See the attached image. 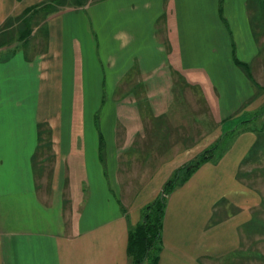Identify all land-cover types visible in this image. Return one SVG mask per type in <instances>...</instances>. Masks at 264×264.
Segmentation results:
<instances>
[{
  "label": "crops",
  "instance_id": "obj_1",
  "mask_svg": "<svg viewBox=\"0 0 264 264\" xmlns=\"http://www.w3.org/2000/svg\"><path fill=\"white\" fill-rule=\"evenodd\" d=\"M44 1L0 0V29ZM249 1L97 0L62 7L20 48H0V264H129L128 214L135 224L141 208L127 210L138 188L127 199L122 176L134 158L174 156L156 193L203 139L259 104L248 70L262 84L264 34ZM255 139L238 134L167 195L157 264L244 256L261 197L236 173Z\"/></svg>",
  "mask_w": 264,
  "mask_h": 264
},
{
  "label": "trees",
  "instance_id": "obj_2",
  "mask_svg": "<svg viewBox=\"0 0 264 264\" xmlns=\"http://www.w3.org/2000/svg\"><path fill=\"white\" fill-rule=\"evenodd\" d=\"M97 0H46L35 7H31L25 10L21 15L15 17H9L2 24L0 29V47L8 45L12 42L10 32H7L10 27H13L15 22L21 21L22 25L19 28V33L17 39L24 40L32 30V19L37 16L40 12L43 20L50 14L57 12L62 7H79L83 6L89 2ZM259 9V14L257 17L258 26L261 33L264 34V1L256 0ZM25 21L22 22V20ZM2 33V34H1ZM9 33L8 38L6 35ZM260 57L264 60V55L262 56L260 50ZM244 68H248L243 65ZM248 76L257 84L253 79L251 73L248 70ZM257 92L264 91V84L257 85ZM258 94V93H257ZM259 95V94H258ZM255 97V96H254ZM255 116H260L258 118L262 119L261 127L259 129H252L256 135V139L250 149L248 150L246 156L241 161L236 177L238 180L253 188L261 196V203L258 207L254 208L252 212L253 217L248 222L244 230L252 234L251 230L255 233L263 236L264 235V194L261 193L254 185L249 181L251 175L258 173L262 179H264V164L259 167L253 168L251 170H246L244 167L252 162L254 159L258 158L257 155L262 156L260 159L264 158V107ZM253 115L251 117L247 116L239 120L234 127L230 129V135L238 132L239 125H244L246 123H251L255 121ZM42 129H47L46 126L40 124V133ZM227 132H224L219 139H216L212 144L205 147L197 155H195L189 161H186L179 167H177L168 179L164 182L159 194L153 200L144 204L140 211V219L135 223L128 225V236H127V255L129 264H157L159 252L162 247V220L166 204L167 195L174 190L176 187L182 185L189 176L203 163L205 162H216L224 154L227 145L226 139ZM249 234L247 236L249 237ZM263 257V256H262Z\"/></svg>",
  "mask_w": 264,
  "mask_h": 264
},
{
  "label": "rangeland",
  "instance_id": "obj_3",
  "mask_svg": "<svg viewBox=\"0 0 264 264\" xmlns=\"http://www.w3.org/2000/svg\"><path fill=\"white\" fill-rule=\"evenodd\" d=\"M260 1L263 2L264 0H260ZM256 2H257L256 0H250L249 1V3H250V14H251V19H252V23H253V30H254V33L256 34V38L259 39V26H258L257 20H256V17H257V8L255 5ZM41 15H42V13L40 12L37 16H35L32 19V22H31L32 29H34L35 24H38L43 20ZM23 19L24 20H22V22L25 21V18H23ZM21 25H22V23L19 20L18 22H15L13 24V27H10V29H8L7 32H10L12 42L8 45H4L1 47L6 48L8 46L7 48H9V47L10 48H12V47L13 48H15V47L20 48L22 43L30 38V34H29L24 40L17 39V36L19 33L18 30H19V28H21ZM8 36H9V33L6 35V38H8ZM261 40H260L259 46H260V50H261V53L263 56L264 55V42H261ZM0 56H1V54H0ZM257 62H258L257 66H261L264 64V60L261 58L258 59ZM259 68L260 69H259V72L257 73L256 77L260 80V82L262 84H264V70H262L261 67H259ZM252 74H253V71H252ZM253 76L256 79L254 74H253ZM176 82H177V80H176ZM262 84L257 83V84H255L254 88H256V90H258L257 85H262ZM177 86L181 88L182 85L180 82H177ZM243 93H244V86H242L240 84V87L238 89L233 90L232 95L234 97H236V96L243 95ZM259 96H261V98L259 100H257V102H259V104L256 105V108L252 111L245 108L243 110L244 116L240 117V119H243L247 116L251 117L253 115L254 117H256L255 121H253L251 123H246L244 125L240 124L238 127V132L233 134V135H230V129L231 128H227V126H229L230 122L229 123H223V131L220 134V136L224 132H227L226 139H223V141L224 140L226 141L227 147H229L235 141L236 136L238 134H240L244 131H247V130H252V129L257 130L261 127L262 119L258 118L260 116H255V115H257V113H260V110L264 107V91L260 92V95H258V97ZM223 99H225V98H223ZM223 99H222V101H223ZM175 107H177V103L175 104ZM92 108L93 107H88L89 111L92 110ZM107 109H108L107 105H99L98 107H95V110L98 111V114H100L102 112V110H104V113H105L107 111ZM100 110H101V112H100ZM173 112H174V110H172V113ZM192 126L194 127V125H192ZM207 126H210V123H207ZM219 137H217L216 139H219ZM210 139H211L210 137L203 139L202 146L204 144H206L208 146L216 140L215 139L211 143H208V141ZM142 141H144V139ZM206 145L202 148V150L205 147H207ZM102 150H103V147L100 148V151H102ZM257 156H258V158L257 159L255 158L254 162L246 165L244 167V169L251 170L253 168L259 167L261 164H264V158L260 159L262 156H260V155H257ZM138 157H139V159H138ZM138 157L134 158L133 166H132L131 170L129 169V171H126V176L125 175L122 176V178L124 177L123 178L124 185L122 187L125 190V197L127 199L131 198L133 193L135 192L134 190L138 188L137 194L134 196V199L132 200V203H133L132 205L130 204V202L128 203L127 200L123 201V203L127 206V210L131 209L134 206L142 208V206L144 204H146L147 202L153 200L155 197L158 196L160 191L153 193V189L156 187L157 184L160 183V179H161L162 172H163L162 168L165 165H167L168 163H170V161L173 160L174 156L172 154H161V152H159V153L153 152L151 154L148 153L147 155H143V159H140L141 155H138ZM192 158H190V159H192ZM155 167H158V168L156 169ZM158 169H160V170H158ZM249 181L251 183H253V185L261 193L264 194V179H262L261 176L258 175V173L255 172V174L251 175ZM258 195H260V194L258 193ZM150 197H152V198H150ZM135 209H137V208H135ZM133 211H134V209L131 211V213L128 214L129 223L134 222L133 217H132V215L134 216ZM134 213H135V211H134ZM251 231H252V234L251 233L249 234V232H247V230L246 231L244 230V233H243L245 236H247V234H249V237H246L247 241H244L245 242L244 246H245L247 251H244V253L241 254L244 256H238V258H239L238 259L233 254H230L229 256H227L223 259L224 264H264V235L261 236V235L255 233L254 230H251Z\"/></svg>",
  "mask_w": 264,
  "mask_h": 264
}]
</instances>
